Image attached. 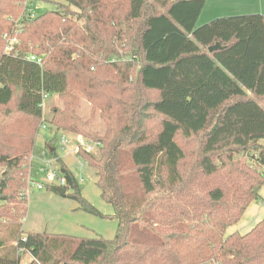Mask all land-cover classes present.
<instances>
[{"label": "trees", "instance_id": "trees-1", "mask_svg": "<svg viewBox=\"0 0 264 264\" xmlns=\"http://www.w3.org/2000/svg\"><path fill=\"white\" fill-rule=\"evenodd\" d=\"M37 1L56 8L32 17L0 0V264L21 251L30 264H264V219L227 236L264 191V16L197 27L206 0ZM45 96L62 102L50 119ZM43 126L67 180L45 187L101 216L56 149L63 133L99 144L78 157L113 206L114 239L21 231Z\"/></svg>", "mask_w": 264, "mask_h": 264}, {"label": "rangeland", "instance_id": "rangeland-1", "mask_svg": "<svg viewBox=\"0 0 264 264\" xmlns=\"http://www.w3.org/2000/svg\"><path fill=\"white\" fill-rule=\"evenodd\" d=\"M28 2H30L29 9L37 16L56 8L52 1L23 0L24 11ZM256 14L264 16V0H206V5L198 20L197 27L219 18ZM14 20L16 19L11 22L13 23ZM18 23V20L14 21L13 32H16ZM4 39L6 43L4 52H6L15 38L13 33H5ZM61 105L62 102L57 96L48 98L43 105L45 118L50 119L53 109ZM79 113L84 119L93 118L94 128L101 133L105 132V126L99 113L96 112L92 116V106L85 97L81 98ZM49 131L44 128L40 130L34 145L33 154H30L27 160L28 164L31 165L34 186L30 188L28 194V211L22 221L21 231L24 235L27 233H48L77 238L103 237L107 240L114 239L118 230V221L114 218L113 206L102 198L101 190L97 185L96 172L88 167H79L74 159L68 157L66 152L60 149L59 144L56 143L57 156L62 161L64 159L67 166L76 176L82 199L99 212L101 216L83 209L81 203L77 200L58 195L48 190L47 187L39 190L35 186L37 184H51L47 175L41 171L42 168L46 169L43 160L52 158V155L48 152L49 144L47 145L53 138ZM68 137L70 139L76 138L74 134H68ZM57 138L59 140L60 135ZM240 159L246 162L249 158L240 157ZM262 219H264V191L260 193L258 200L253 201L249 205L239 223L228 229L227 236L238 228L242 229L240 233L244 235ZM251 221H255V223L249 228L248 225ZM11 232L12 227L6 231V239L10 237ZM32 260L30 254L25 253L22 256L21 264H30Z\"/></svg>", "mask_w": 264, "mask_h": 264}, {"label": "built area", "instance_id": "built-area-1", "mask_svg": "<svg viewBox=\"0 0 264 264\" xmlns=\"http://www.w3.org/2000/svg\"><path fill=\"white\" fill-rule=\"evenodd\" d=\"M30 2L27 3V10L28 13L34 17L36 14H34L30 9ZM16 41V40H14ZM9 49V48H8ZM10 50V49H9ZM28 60L37 63L38 65L42 66L43 65V60L40 58H36L34 56H30L27 58ZM48 97L45 96V100H47ZM42 128L47 129L46 126H43ZM75 139H70L68 137V134H60V138L57 141V144H59V147L61 150L65 151L67 156L74 159L77 162V165L81 168L87 167V162L81 160L78 156L80 152H86V153H92L96 151L99 147V144L85 138L80 135H75ZM48 152H49V147H48ZM45 155V154H44ZM64 160V159H63ZM43 163L45 164L46 169L42 168V172L47 175L49 178V181L51 184H56L63 186L67 183V180L63 174L59 171V168L57 166V159L56 158H50V159H44ZM262 173L264 177V166L262 167ZM34 186V181L31 179L29 182V187L27 193L29 194L30 188ZM39 190H42L45 188L44 184H37L35 185ZM21 254L24 255V251H21ZM29 254V253H27ZM31 256V255H30ZM212 264H219L217 262H213Z\"/></svg>", "mask_w": 264, "mask_h": 264}, {"label": "crops", "instance_id": "crops-1", "mask_svg": "<svg viewBox=\"0 0 264 264\" xmlns=\"http://www.w3.org/2000/svg\"><path fill=\"white\" fill-rule=\"evenodd\" d=\"M47 145H48V143H47ZM47 145H46V146H47ZM46 148H47V147H46ZM260 221H261V220H260ZM260 221H258V222H260ZM258 222H257V223H258ZM249 223H250V224L248 225V227L251 228V227L254 225L255 221H254V222L251 221V222H249ZM257 223H256V224H257ZM256 224L252 227V229L256 226ZM252 229H251V230H252ZM241 230H242L241 228H238L237 230L233 231L232 233L237 232V233L241 234V233H240ZM251 230H250V231H251ZM232 233H231V234H232ZM246 234H247V233H246ZM241 235H243V234H241ZM244 235H245V234H244Z\"/></svg>", "mask_w": 264, "mask_h": 264}, {"label": "water", "instance_id": "water-1", "mask_svg": "<svg viewBox=\"0 0 264 264\" xmlns=\"http://www.w3.org/2000/svg\"><path fill=\"white\" fill-rule=\"evenodd\" d=\"M221 48H222L221 44H220V43H217L216 45L211 46V47L208 49V51H209V52H214V51L219 50V49H221ZM51 152H52V151H51Z\"/></svg>", "mask_w": 264, "mask_h": 264}]
</instances>
